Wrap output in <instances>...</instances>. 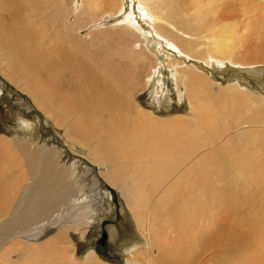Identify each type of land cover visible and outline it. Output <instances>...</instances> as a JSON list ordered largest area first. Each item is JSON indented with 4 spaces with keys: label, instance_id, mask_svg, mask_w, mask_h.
Here are the masks:
<instances>
[{
    "label": "rangeland",
    "instance_id": "1",
    "mask_svg": "<svg viewBox=\"0 0 264 264\" xmlns=\"http://www.w3.org/2000/svg\"><path fill=\"white\" fill-rule=\"evenodd\" d=\"M83 1L85 0H0V19L8 26H11L15 20L18 19V22L20 20L19 23L23 28L28 30L29 34L34 35L33 48L37 54L53 59L55 65L53 83L58 80L53 92L56 100L50 101L46 96L42 99L45 91H51L54 88L48 83L49 75L42 73L37 79L35 78L36 75L29 73L32 70L26 72L31 77L22 75V72L14 64L15 54L7 48L8 40H5L6 45L0 40V149H2V151L0 150V194L11 193L12 182L16 178H28L26 176L28 175V173L26 174L27 159L20 150V147L24 146L31 154L48 152V155L52 156V161L56 163L62 178L60 185L67 187L68 200L72 198L69 196V192L75 191L79 193L78 198L81 197L94 211V213L91 212L93 223L68 231L62 240H55L56 231L50 233L51 230L49 229L50 231L47 230L49 233L46 234L44 225L33 227L32 231L36 235L34 239L24 242L25 245L14 246L15 243H11L12 245L7 243L0 247V257L2 255L0 264H7L9 261L11 264H19L25 254V251L20 250L21 248L36 249L37 251L48 245L51 249L50 243H53L54 250L63 259L59 258L56 264H128V262L139 264V260L147 253L142 252L141 254H144L142 256L139 254L141 248H144L145 230L144 228L141 229L142 231L139 229L135 214L139 213L145 219L148 208L152 209L156 206L160 218L156 223L157 231H152L147 236L154 238L153 243L154 241L161 243L160 247L163 250L160 254L158 253V261L160 260L161 264H264V253L261 255L262 252L254 243L250 246L245 243L239 244L236 253L222 249L216 243L210 245L208 249H201L200 247L195 249L193 243L190 245L191 238H197L199 234V236L205 235L213 228H208L210 223L208 215L206 221L199 225L197 221L192 222V225L195 224L193 226H185L177 223L171 208L169 212L167 210L163 212L162 207L165 206L163 204L160 206L161 198L165 196L163 193L166 194V190L169 191L170 185L175 182L176 179L174 178L177 173L174 174L173 179L169 178L162 183V187L160 185L156 188L152 183L146 182L145 184L148 186L145 185L144 190L151 194L150 200L141 206H136L137 204L135 205L133 202L134 196L130 191V183L126 188L119 184L110 186L118 196L120 220L115 224L106 223L108 253L106 256L98 254L96 251L97 237L95 238V236L105 220H114L116 216L111 195L107 190L104 191L99 180L100 178L104 180L103 174L107 171L103 166L97 167L94 163L92 165L88 154L90 148L87 145L85 150L77 141L69 140L66 136L69 125L75 122L80 124L81 121V125L84 127L96 128L91 130V135L94 136L89 142L94 143L98 138L96 134L101 132L102 127L108 126L107 119L110 111L115 107L112 113H116L121 101L127 97L126 94H131L132 101L140 104L142 108H138L130 117L128 114L123 116L129 121L138 120L140 116H144L148 122L169 123L176 128L180 126L178 129L181 132L182 140L173 137V142L180 144L186 153L189 152L192 142L188 138L189 141H184V139L197 129L196 106L192 103L197 101L198 104H210L214 109L213 112L218 113L220 116L218 118H221L219 123L223 126L219 129L221 130L226 126L222 132L217 134L218 140L214 142V147L219 149L223 144L228 146L230 141L232 152L240 153V159L247 161L248 158L251 159L243 171L244 178L241 181L236 180V174L231 173L224 181L221 180L220 184L229 189V194L237 195V191L242 185L245 187L247 197H249L248 201L245 202L240 199L242 196L238 197V220L243 221V223L240 225L231 213L225 211V220L223 223L221 222L225 227H222H227L236 232L238 230L245 236L247 226L251 222L262 224L264 227V126L255 125L231 132V129L236 125L234 116L251 117L256 110H261V113L264 112L262 106V102H264V65L246 67L237 64L236 66L231 61H226L224 64L214 63L209 66L203 61L207 54L208 45L212 42L209 37L212 38V34H217L219 30V26L217 29L212 27L219 22L220 26H236L233 30L239 34V37L235 43L234 58L237 57L239 60L245 61L251 58L264 57V0H199L203 6L201 16L194 14V10L191 12L190 9L185 10L197 0H170L173 13L170 12L171 15L167 12L163 14L164 18H167L168 24L166 21H160L155 25L151 24L149 17L144 16V12H141L139 0H125V8L121 11L119 10L121 0H119L120 3L118 0H86L87 3L81 10ZM185 3L186 6H184ZM13 5L14 8H11ZM3 7H7V10H3ZM128 14H132L135 18L132 22L134 26L129 25L135 32H131V29L125 26V22H122ZM11 15L14 16L13 20ZM205 15H209L208 18H205ZM201 21L207 23L209 28L214 31L208 29V32L202 34L204 36H193L194 39L184 36L189 31L195 32ZM159 25L163 28L161 30H164L167 35L179 39L180 43H183L184 40L194 41L196 46L189 50L191 54H181L178 48L166 46V38L157 33L154 28V26ZM135 34L136 37H134ZM140 42L143 45L139 46L138 43ZM135 52L145 55L137 64L130 57ZM172 61L180 65L176 66L178 86L173 77L176 74V68H168ZM158 63L166 67L162 69L161 76H154L153 67L160 65ZM70 64L77 68L71 66L73 69H70ZM86 67L87 71L92 69V77L89 76L90 71L88 73L84 69ZM189 69L199 72V76L205 77L212 84L205 93L200 92L196 96L197 98L188 95L186 82L182 80V71L188 72ZM71 71L72 73L76 72L72 75ZM96 75H98L97 78H95ZM89 77L91 80L100 78L104 84H102L103 82L99 83V81L90 83L88 79L87 81L85 79ZM159 78H164L162 85L156 82ZM74 79L78 80L76 86L79 94L77 95L73 91L66 92L69 90V83L76 82ZM33 84L36 85L37 89ZM89 84L91 86L93 84V90L96 89L95 92L91 93L92 90L88 89L90 88ZM233 84L239 85L241 90L245 89L253 94V103L252 99H248L249 101L246 103L241 102L242 91L237 92L233 88ZM44 86L49 88L45 90ZM29 87L32 90H37V92L30 94ZM99 90L105 91L99 95ZM65 100L70 105L68 109L63 108L61 110L62 118L59 114L50 112V109L52 110L51 104L57 105ZM109 100H112V103ZM256 103H261V106L256 105ZM79 114L85 116V121L80 119L81 115ZM99 115L103 117L99 118ZM56 116H60V119ZM76 128L78 129V125ZM250 130L252 132L244 140H237L240 133ZM172 134L177 133L173 132ZM188 137L190 138V135ZM176 145L174 144V146ZM207 149L198 152L194 157L192 156V160L196 162V159H200L201 155H208L212 148ZM145 159L146 156L141 159L143 165H145ZM105 166L109 167L110 164ZM107 180L109 181V178ZM216 180L218 177L212 179V182L216 184ZM23 186L24 181L22 180V190ZM167 207H170V204H167L165 208L167 209ZM56 209L57 207L54 211ZM260 239L264 238L261 237ZM196 240L193 239L192 241ZM244 240L252 241L254 239ZM157 243H154L152 247L154 253L159 250ZM12 246L15 249H11ZM8 250L16 253L5 254ZM57 254H53V258ZM133 256H135L134 259L131 258Z\"/></svg>",
    "mask_w": 264,
    "mask_h": 264
},
{
    "label": "bare ground",
    "instance_id": "2",
    "mask_svg": "<svg viewBox=\"0 0 264 264\" xmlns=\"http://www.w3.org/2000/svg\"><path fill=\"white\" fill-rule=\"evenodd\" d=\"M169 1L170 0H139L138 2L140 4L139 8L141 12H144V16L149 17L151 24L155 25L157 22L160 21H164V22L166 21V23L168 24L167 18H164L163 14L165 12H167L169 15H171L170 12L173 13L172 8L170 7L171 1L170 2ZM86 3H87L86 0L83 1L81 10H83ZM125 4H126L125 0H121V6L119 7L120 11L125 8ZM184 6H186V3ZM202 7L203 6L199 3V0H197L191 3L190 7L189 6L186 7L185 10L190 9L189 10L190 12L191 10H194V14L201 16ZM11 8H14V5L11 6ZM4 9L7 10V7H3V10ZM11 16H12L11 19L13 20L14 16L13 15ZM208 16L209 15H205V18H208ZM133 19L135 18L132 16V14L130 15L128 14V16L122 21L125 22L126 24L125 26L131 29V32L132 31L135 32L131 27H129V25L134 26V24L132 23ZM17 20L12 22L11 26H8L5 24V22H3V20L0 19V40L5 45H6V41L8 40L9 45L7 48L11 49L13 54H15L14 56L16 60L14 61V64L16 65L18 70L22 72V75L24 76L29 75L28 73H26L29 70L30 71L32 70L31 72H29L30 74L33 73V75H36L35 78L40 77L39 75L42 73L49 75L48 77L50 78V80L48 83L54 88H52L51 91L49 90L47 92L45 91L43 97L42 96L41 97L43 99L44 96H46V98H48L50 101H55L56 99L53 96V92L55 91V86H57L58 84V80H56L53 83L52 77L55 72V65L52 61L53 59L51 60L48 57L46 58L37 54V52L33 48L35 41L33 40L34 35L29 34V31L24 29L23 26L19 23L20 20L19 22ZM219 24L220 22L218 24L213 25L212 27V28L216 27L217 29V26H219V30L217 34L216 33L212 34V38L209 37V39H212V42L208 45L207 54L203 59V61L207 65L212 66L214 63L224 64L226 61L229 62L231 61V63L236 66L237 64L246 67L264 65V57L251 58L245 61H241L237 57L234 58L233 53L235 50V43L237 37H239V34L233 30L236 28V26L234 25L220 26L221 24L220 25ZM154 28L157 33L161 34V36H164L166 38L167 40V42L165 43L166 46L169 45L171 47L178 48L179 49L178 51H180L181 54L186 53L187 55H190L191 53L189 52V50H192V47L196 46V43L194 41L191 40L188 41L187 39H186L187 41L184 40L183 43H180L181 41L179 39L178 40L180 42L173 36L167 35L164 30H161L163 28L160 27V25L154 26ZM212 28H209V25L207 23L204 22L202 23L201 21L195 32L189 31L188 32L189 34L186 33L184 36L194 39L193 36H200L206 31L208 32V29L211 30ZM212 31L214 30L212 29ZM134 37H136V34L134 35ZM138 44L139 46L143 45L142 42ZM135 53H133L134 57L133 54L130 57H132L133 59L131 60L136 61L135 64H137L145 57V55L138 53L135 54ZM169 64L170 65H168V68L169 67L176 68V74L173 75V77L177 81V86H178V75H177L176 66L177 65L180 66V65L175 61H172ZM71 66L74 67V65L70 64V69H73L71 68ZM164 67L166 66L163 64L155 65V67H153L154 68L153 72L152 71L151 72L154 73L153 74L154 76L156 75L161 76V72ZM74 68L76 69L77 67ZM65 69L67 70V68ZM84 69H86L87 71V67ZM91 71L92 69H89L87 71L90 74L89 75L87 73V76L89 75L92 77L91 74L93 72L91 73ZM78 72L80 71L78 70ZM182 72H183L182 80L186 82V87H187L186 89L188 95H190L192 98L198 96L200 92L205 93L206 90H208V88L212 85L210 82L206 80L205 77L199 76L200 74L199 72L193 71L191 69H189L188 72L187 71H182ZM74 73H72V75ZM97 76L98 75H96L95 78H97ZM29 77L31 76L29 75ZM85 79L86 81L88 79L90 83H92V81H99V83L103 82L102 84H104V81L102 80L101 82L100 78L97 80H91L90 77ZM163 79L159 78V80L156 82L162 85ZM73 82L69 83V90H66V92L70 93V91H73L77 95L79 94L78 87L76 86V84H78V80H76L75 83ZM33 85L37 89L36 85L35 84ZM89 87L90 88L88 89L92 90L91 93L95 92L96 89L93 90L94 87L93 84L92 86L91 84H89ZM44 88L46 90L49 87L46 88V86H44ZM233 88L237 92L242 91L240 95L241 102L246 103L247 101H249L248 99H252V103H253V97H254L253 94H251L249 91L247 92L245 89L241 90L242 88H240V86L236 84L235 85L233 84ZM28 90L30 94L32 92H37V90H32L31 87H29ZM104 91L105 90H103V92L102 90H99V95L100 93L101 94L104 93ZM126 96L127 97H125V99L121 101L120 107L116 109L117 110L116 113L114 112L112 113V111L115 110V107L110 111V114H108V119H107L109 124L107 127L104 128L102 127L101 129L103 131L101 130V132H98L96 134V137L98 138H96V141L94 143H89V142H91V139L94 136L91 135V130H94L96 128L90 129V127H84L81 125V121L80 124L79 123L76 124L75 122L74 124L69 125V127L67 126L68 131H66V136L69 140L72 139L73 141L74 140L77 141L78 144L82 146L84 149L87 146L90 148L88 154L92 165L94 163L97 167L98 166L105 167L107 172L103 174L104 180L101 178L99 179L103 185L102 187H104V191L107 190L111 195L107 187L116 186L117 184H119L124 188H126L130 183L131 184L130 191L132 192V196H134L132 198L133 202H135V205L137 204L136 206L138 205L141 206L142 204L143 205L147 204L150 200L151 194L149 193V191L146 192L144 190V186L146 185L145 184L146 182L152 183V185L155 186L156 188L160 185L162 187V183L169 180V178L173 179L174 174L177 173V175L174 178L176 179L175 182L170 185L169 191L166 190L167 193L166 194L163 193V195L165 196L164 197L162 196L161 198L160 206L163 204V206L166 207L167 204H170V207H167V209L165 207H162L163 212L166 210L167 212H169L171 208L177 223H181L182 225L185 226H193L195 224L192 225V222H197V221H198L197 224L199 225L206 221V217L208 215L210 219L208 228L210 227L213 228L212 230L209 229L210 231L207 232L205 235L199 236L200 235L199 234L197 238L196 237L191 238L192 240L193 239H197V240L196 241L191 240L190 245L193 243L192 245L195 246L194 247L195 249L196 247H200L201 249H208V247L210 248V245L216 243L222 249H225L229 252H235L237 250V247H239V244L241 243H245L248 246L254 243V245H256V247L258 248V250L262 252L261 253L262 255L264 253V239H260L261 237L264 238V234L262 235L264 230L262 224L251 222L247 226L246 236L243 235L241 232H239L237 229H235L237 230L236 232V231H232V229H229L227 227L226 228L222 227L224 226L222 225V223L225 220L224 218L225 211L231 213L239 224L243 223V221L238 220V211H237V208L239 206L238 197L240 198L242 196L240 199H242L244 202L248 201L249 197H247V194L245 193V187H243L242 185L237 191L238 193L236 192L237 195L229 194L230 193L228 192L229 189L225 188L226 186H222L220 184L221 180L224 181V179L231 173V174H236V180L241 181L244 178L243 171L247 167V165L251 162V159L248 158V161L244 159H240V153L232 152L230 141L228 142V146L223 144L219 149H216L214 147V142L218 140L217 134L222 132L226 128V126H224L223 129L221 130L219 129V127L222 128L223 126L221 123H219L221 119L218 118L219 114L213 112L214 109L210 106V104H204V103L198 104L197 101H193L192 105L196 106L195 118H196L197 129L193 130L194 131L193 134L192 132L189 134L190 138L188 137L189 135H187L186 138L184 139V141H189L188 139H190V141L192 142L189 152L185 153L182 150L180 144H178L177 142H173V137L180 141L182 140V137H180L181 132L178 129L180 126L176 128V126H172L169 123L148 122L146 121L147 119L144 116H140L138 120H133V121H129L128 118L124 117L123 116L124 114L126 115L128 114L130 117V115L135 111H137L138 108H142L140 104H137V102L132 101L131 94H126ZM44 101L47 100L44 99ZM107 101L108 100H106V103L108 104ZM110 102L112 103V100ZM47 105L48 104H46V106ZM69 105L70 103L67 100L57 105L51 104L50 106L52 110L50 109V112H52L53 114L57 113L62 118L63 116L61 115L62 113L61 110L63 108L68 109ZM96 105H98V103H96ZM256 105L261 106V103L259 104L256 103ZM100 106L102 107L103 105ZM262 106L264 107V102H262ZM260 111L261 110L254 111L253 115L251 114L252 115L251 117L249 116L247 117L245 115L234 116L236 125L231 129V132L233 130L235 131L240 130L244 127H254L255 125L264 126V112L261 113ZM60 116H56V117L59 118ZM98 117L101 118L103 116L99 115ZM80 119L85 121V116L81 115ZM76 125H78V129L76 128ZM72 132L74 133L73 134L74 137L72 135ZM173 132L177 134H172ZM251 132L252 131L250 130L248 132L240 133V137H238L237 140H244L248 135H250ZM152 135H154V137L150 139ZM89 144L91 145L89 146ZM174 144L177 145L174 146ZM207 148L209 150L212 148L211 152L209 154L207 153L208 155H204V156L201 155V158L198 160L196 159V162L192 160V156L194 157V155H196L198 152L202 150L205 151ZM0 150L2 151V149ZM20 150L25 154L27 159L26 174L28 173V175L26 176H28V178H24V179H22V177L21 179L16 178V180L12 182L13 186L11 193L3 194V195L0 194V247L6 245L7 243H9V245L11 243H15L14 246L25 245L23 244L24 242L26 241L28 242L34 239L36 233L32 231V228L35 226L44 225L45 226L44 232H46L49 229L51 230L50 233L56 231V233L54 234V237L56 238L55 240L58 239L62 240L66 237V233L68 231H73L84 225L93 223L91 212L94 213V211L91 206L87 205V202L81 199V197L78 198L79 193L75 192L74 190H73L74 192H69V196H72V198L68 200V195L66 194L67 187L64 185H60L62 184V178L59 175L56 163L52 161L53 160L52 156H49L48 152L46 151H44V153L40 152V154H34V153L31 154L28 151V149L24 146H21ZM144 156H146L145 165H143V163L141 162V159H143ZM106 164H110V166L107 167L105 166ZM97 175L99 176V174ZM217 177L218 180H216L217 183L215 184V182H212V179L213 180L217 179ZM107 178H109L110 183L107 180ZM22 180L24 181L23 190H22ZM166 184L168 185L169 183ZM111 198H112V203L114 204L112 195ZM56 207L57 209L54 211ZM156 207L152 209L148 208V214L146 215V217H144L145 219H143L139 213L135 214L136 217L135 219L136 222H138L139 229L141 230L144 228L145 230L144 248H141L139 254H141L142 252L147 253L145 255L141 254V256L142 255L144 256H142V258L139 260L138 262L139 264H161V261L160 260L158 261V253L160 254L161 251L163 250L160 247L161 243H159L158 241L156 242L154 241L155 244L157 242H158L157 244H159L158 252L154 253L152 251V247L154 246L153 243L154 238H150V237L148 238L147 236L150 235L152 231H157L156 223L158 220H160V218H159V212L156 209ZM116 213L117 211L115 205V214ZM105 221H111L114 224L118 222V220H116V216L114 220L107 219ZM37 228L39 229V227ZM48 233L49 232L47 231L46 234ZM102 234H103V230L101 226L100 230L98 231V234L95 236L97 237L96 241L101 239ZM257 236H259L258 239H256ZM244 239H254V240L246 241ZM52 244L53 243H50L51 249L47 245L37 251L36 249L21 248L20 250L25 251V254L19 264H56L57 260L59 258L62 259V257L61 255L58 256ZM14 246H12L13 248L11 249H15ZM22 251L21 253H23ZM14 252H9L8 250V252H6L5 254L7 253L14 254ZM53 254H57V256L53 258ZM255 256L257 257V255ZM134 257L135 256L131 258L134 259ZM155 257L156 260L154 259ZM175 257L177 258V256ZM0 259H2V255ZM7 264H11L10 261ZM128 264H131V262H128Z\"/></svg>",
    "mask_w": 264,
    "mask_h": 264
},
{
    "label": "water",
    "instance_id": "3",
    "mask_svg": "<svg viewBox=\"0 0 264 264\" xmlns=\"http://www.w3.org/2000/svg\"><path fill=\"white\" fill-rule=\"evenodd\" d=\"M107 189L110 191L112 197H113V201L114 204L116 205V211H117V215H116V220H120V205H119V200H118V196L117 193L114 189H112L111 187H107ZM106 223H111V221H104L102 224V230H103V234L100 240L96 241V251L98 254L106 256L108 253V233L105 229ZM114 224V223H113Z\"/></svg>",
    "mask_w": 264,
    "mask_h": 264
},
{
    "label": "flooded vegetation",
    "instance_id": "4",
    "mask_svg": "<svg viewBox=\"0 0 264 264\" xmlns=\"http://www.w3.org/2000/svg\"><path fill=\"white\" fill-rule=\"evenodd\" d=\"M96 238V237H95Z\"/></svg>",
    "mask_w": 264,
    "mask_h": 264
}]
</instances>
